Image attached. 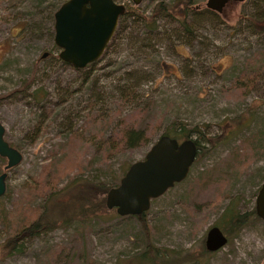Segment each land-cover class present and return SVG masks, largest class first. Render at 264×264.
<instances>
[{
	"label": "rangeland",
	"instance_id": "rangeland-1",
	"mask_svg": "<svg viewBox=\"0 0 264 264\" xmlns=\"http://www.w3.org/2000/svg\"><path fill=\"white\" fill-rule=\"evenodd\" d=\"M115 1L147 14L157 0ZM190 1L198 6L189 14L190 32L159 16L149 34L139 17L121 14L95 64L82 68L54 56L51 10L57 0L0 3V121L3 137L21 152L20 161L6 170L0 195V241L25 211L42 202L48 162L58 173L72 163L56 187L74 175L116 184L165 128L181 122L202 147L185 177L150 200L143 221L151 242L170 251L188 249L198 256L193 264H264L261 218L199 255L208 226H219L227 207L239 212L253 207L264 177V57H255L264 50V30L254 29L247 17H259L264 0L231 2L219 13L204 7L205 0ZM248 72L255 74L252 85L239 94L236 80ZM30 73V85L18 89ZM142 106L146 109L139 111ZM122 116L126 122L141 118L149 140L105 155L103 140ZM69 189L57 191L56 201L69 202ZM109 212L83 226L88 256L94 264H147L132 261L144 245L139 220ZM72 229L57 227L27 239L21 251L0 255V264H36L37 258L41 264H74L42 254L66 241Z\"/></svg>",
	"mask_w": 264,
	"mask_h": 264
},
{
	"label": "trees",
	"instance_id": "trees-1",
	"mask_svg": "<svg viewBox=\"0 0 264 264\" xmlns=\"http://www.w3.org/2000/svg\"><path fill=\"white\" fill-rule=\"evenodd\" d=\"M11 1L12 0H0V3H10ZM61 1L63 0H57L53 5L51 12L55 10ZM124 5L125 10L122 15L131 13L136 17H139L140 25L144 26L146 28L145 32H150L149 34H152L156 29L157 26L155 22L159 16H166L167 18L174 20L182 30L190 32V27L193 26V24L192 18H190L189 14L198 8L197 5H192L190 0H175L170 2L157 0L151 6L149 13L144 14L143 12L138 11L137 8L132 6L129 2L124 3ZM205 11H207V9H205ZM247 17L254 29L257 31L264 30V10L259 17H254L252 15ZM54 56L57 57L56 54ZM255 57H258V59L263 58L264 50L255 53ZM95 61L86 66L94 65ZM89 74L90 70H86L84 73V79H86ZM241 76L245 79L242 83H240ZM254 76V72H248L246 74L242 73V75H239V78L236 80V87L239 90V94H244L247 89L250 88ZM32 80L33 73H30L26 78L21 79L18 89H26ZM145 109V106H142L139 108V111ZM141 120L142 119L140 118L138 121H134V118H132L130 122H126L123 116L120 117L118 119L117 129L109 137L107 136V138L103 140L102 146L104 154L108 155L119 149L131 148L147 143L149 140L147 132L148 126L142 124ZM161 133L168 134L177 139H183L189 137L191 129L185 128L184 124L181 122H172L171 126L165 128ZM194 142L197 148V153L202 145L198 138H195ZM54 154L55 152H49L50 157L54 156ZM50 164L51 162H48L43 168L46 170L47 175H49L42 188L43 191H46L43 195L42 202L39 205L32 207V209L29 208V210L25 211L14 223L12 232L7 234L0 241V255L1 257H5L21 251L23 248V242L34 236L46 233L57 227L66 228L72 226L73 229L69 233L66 241L55 244L54 247L52 246L44 249L42 254L44 256L53 255L56 261L70 260L73 261L74 264H94L93 259L88 256L84 246L83 226L94 218H100L110 214L109 209L104 205V196L107 189L115 184H105L95 181L92 178L90 179L74 175L69 178L66 184L56 187V181L59 179V176H61L62 173H66V170H70L72 168V163L63 166L65 171L62 170L60 173H58L57 168L56 172L52 171L53 168L49 169ZM74 165L79 169V164ZM65 186L70 187L69 190H72L70 192L69 202H67L68 204L65 203L66 205L62 202L56 201V196L58 194L57 191H62ZM56 209H58V211ZM224 211L219 226L228 236H230L231 233L238 231L251 219L259 218L255 214L254 207L242 212L232 211L227 207ZM144 212L135 215L139 220L140 227L144 233V245L142 249L133 256L132 261H138V263L146 262L147 264H193L197 261L198 256H195L188 249L170 251L155 246L150 240L148 226L143 221ZM1 217L4 218L3 215ZM210 252L212 251L205 248L203 237H201L199 239V255H206ZM40 262L41 260L37 258L36 264H41Z\"/></svg>",
	"mask_w": 264,
	"mask_h": 264
},
{
	"label": "water",
	"instance_id": "water-1",
	"mask_svg": "<svg viewBox=\"0 0 264 264\" xmlns=\"http://www.w3.org/2000/svg\"><path fill=\"white\" fill-rule=\"evenodd\" d=\"M137 4L140 0H130ZM242 0H205L204 6L217 13L226 3ZM125 5L115 0H63L53 11L52 40L57 57L75 68H82L97 60L115 29ZM45 52L41 54L44 56ZM0 121V156L5 158L0 172V195L5 189L6 170L17 164L21 152L4 137ZM196 153L193 138L178 140L159 134L147 147L142 158L128 164L118 182L110 186L104 196L107 209L123 215H137L147 210L150 200L162 194L175 182L183 179ZM255 214L264 219V177L254 198ZM227 236L218 225L208 226L204 246L217 250L226 243Z\"/></svg>",
	"mask_w": 264,
	"mask_h": 264
},
{
	"label": "flooded vegetation",
	"instance_id": "flooded-vegetation-1",
	"mask_svg": "<svg viewBox=\"0 0 264 264\" xmlns=\"http://www.w3.org/2000/svg\"><path fill=\"white\" fill-rule=\"evenodd\" d=\"M229 3H231V2H229ZM229 3H226L225 6H226L227 4H229ZM225 6H224V7H225ZM204 7H205V6H204ZM224 7H223V8H224ZM209 10H210V9H209ZM211 11H213V10H211ZM213 12H215V11H213ZM215 13H217V12H215ZM178 140H181V139H178ZM193 140H194V139H193ZM194 143H195V142H194ZM195 146H196V145H195ZM196 151H197V148H196ZM195 154H196V153H195ZM0 160H2V163H3V162L5 163V158H4V157H1V156H0ZM4 163H3V165H4ZM3 165H2V170H3ZM2 170H1V171H2ZM1 171H0V172H1ZM141 213H142V212H141ZM123 216H129V215H123ZM133 216H135V215H133Z\"/></svg>",
	"mask_w": 264,
	"mask_h": 264
}]
</instances>
